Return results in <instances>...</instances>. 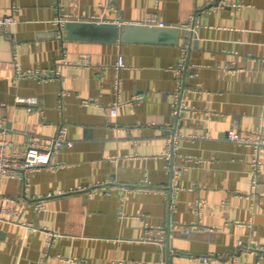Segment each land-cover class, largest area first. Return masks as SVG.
I'll list each match as a JSON object with an SVG mask.
<instances>
[{"label":"crops","instance_id":"1","mask_svg":"<svg viewBox=\"0 0 264 264\" xmlns=\"http://www.w3.org/2000/svg\"><path fill=\"white\" fill-rule=\"evenodd\" d=\"M9 16L0 139L19 154L64 130L72 146L61 169L0 180V264H264V151L253 165L226 140L264 139V0H0ZM60 17L161 23L179 44L65 39Z\"/></svg>","mask_w":264,"mask_h":264},{"label":"built area","instance_id":"2","mask_svg":"<svg viewBox=\"0 0 264 264\" xmlns=\"http://www.w3.org/2000/svg\"><path fill=\"white\" fill-rule=\"evenodd\" d=\"M67 18H58L54 21V24L57 25L58 27H61L65 22H67ZM13 22V17H5L0 19V27L4 28L9 26ZM148 25H153L152 22H150ZM156 26L164 28V26L161 23H157ZM187 30L194 31L195 26L192 24L186 25ZM124 66V61L120 56L117 58V68H121ZM22 76L26 74H21ZM115 89L118 90L120 87L119 80L117 79L115 81L114 85ZM17 102L20 103H32L35 102V99L30 98L27 101L24 99H17ZM184 107L180 104H176L175 107V116L177 118L181 117L184 113ZM112 117H115L117 114L116 112V106L111 108L110 112ZM235 126V125H234ZM182 139V136L175 132L171 133L168 136V145L170 146V151L167 153L165 160L168 162L174 153V150L176 148V142ZM226 140L233 142V143H238V144H243L247 145L253 148L254 150V159L253 165H257L259 161H257V155L259 152L264 151V139L262 132H253L252 136H241L238 133V130L236 128H233L232 130L228 131L226 133ZM71 147L72 142L68 141L65 138V131L60 130L58 136L51 140L50 143L46 146H37L34 143H30L27 151L24 153H12L9 154L7 153V147H8V142L5 139H0V180L3 177H11V176H17L18 178L22 179L23 181L26 179L27 173H30L31 171H36V170H42V169H61L63 168L62 165L57 164L54 162L53 158L55 155V152L61 149L62 147ZM170 169V174L172 178H177L179 176V170L177 168H174L173 166L169 167ZM7 201L9 202L8 199L2 198L0 195V213L4 211V208L2 206V202ZM1 220V219H0ZM194 227H187L184 231L185 234L191 232V229ZM51 237H56L54 234H50ZM116 264H130V263H123V262H118ZM138 264V263H137ZM140 264V263H139ZM142 264V263H141ZM153 264H165V263H153Z\"/></svg>","mask_w":264,"mask_h":264},{"label":"water","instance_id":"3","mask_svg":"<svg viewBox=\"0 0 264 264\" xmlns=\"http://www.w3.org/2000/svg\"><path fill=\"white\" fill-rule=\"evenodd\" d=\"M65 30V39H84L90 42L105 43H137L154 45H172L179 44V30L175 27L156 25L130 24L118 26L115 23L88 22V21H67L63 25ZM169 236V229H167ZM169 239L166 240L165 249L169 254Z\"/></svg>","mask_w":264,"mask_h":264}]
</instances>
